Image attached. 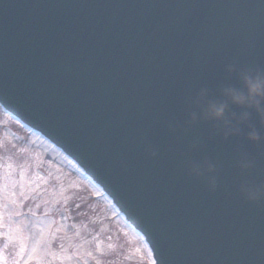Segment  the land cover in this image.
<instances>
[{
  "label": "water",
  "instance_id": "1",
  "mask_svg": "<svg viewBox=\"0 0 264 264\" xmlns=\"http://www.w3.org/2000/svg\"><path fill=\"white\" fill-rule=\"evenodd\" d=\"M0 104L157 264H264V0H0Z\"/></svg>",
  "mask_w": 264,
  "mask_h": 264
},
{
  "label": "rangeland",
  "instance_id": "2",
  "mask_svg": "<svg viewBox=\"0 0 264 264\" xmlns=\"http://www.w3.org/2000/svg\"><path fill=\"white\" fill-rule=\"evenodd\" d=\"M11 138L24 139L25 142L17 145ZM22 147L25 149L20 151ZM17 153H23L26 160L23 156L18 158ZM47 153L61 158L64 163L59 150L41 135L15 122L0 106V159L5 158L7 164H12L15 170L19 165L22 166V161H27L25 165H28L32 158L42 161L43 155ZM73 165L76 166L71 162L70 168ZM37 166L38 163L35 167ZM22 168L25 170L21 174L22 182L18 185L21 189L23 177L28 179L35 174L34 169ZM40 171L44 172V168L41 167ZM1 174L7 175L5 186L1 185ZM8 175V166L4 170L0 168V264H73V260H77V264H94V260L91 261L93 256L97 264H154L142 237L132 230L117 209L114 208L112 212L106 205L104 207L105 202L102 199L96 201L89 196L90 189L82 183L80 174L75 175L78 185L80 184V193L76 192L71 196L68 194L65 197L49 190L54 179L49 178L46 184L42 181L40 185H43L44 189L38 188L34 195H30L32 189L26 193H23L24 189L20 192L15 186V174L12 172V176ZM88 181L92 193L106 197L98 186ZM33 196H36V201L32 200ZM75 199L77 203L73 205ZM64 203L67 208L63 207ZM65 210H70L67 211L66 218ZM71 223L73 228L67 229ZM18 227L21 228L17 229ZM75 227L77 231L73 235ZM14 233L18 238L23 237L24 245ZM72 240L80 242L75 249L80 258L61 261L56 252L66 251L67 254L70 250L67 242Z\"/></svg>",
  "mask_w": 264,
  "mask_h": 264
},
{
  "label": "trees",
  "instance_id": "3",
  "mask_svg": "<svg viewBox=\"0 0 264 264\" xmlns=\"http://www.w3.org/2000/svg\"><path fill=\"white\" fill-rule=\"evenodd\" d=\"M82 183L89 188V186L87 185L86 182H82ZM75 187H76V179H75V176L73 174H68L67 176H64V178L62 179V181H61V187L59 188V190H66L67 191V195L70 194V196H71L72 194H75L73 192V190L75 189ZM82 190H85L86 191V189H82ZM88 193H89V196L90 195L92 196V199L93 200H96V201L99 200V199H97L95 197L94 193H92L91 190ZM59 194L62 195L63 197H65V195L63 193L59 192ZM59 199L63 200L62 198H59ZM69 199H71V198H69ZM76 201H77L76 199L73 200V205H75V202ZM64 204H66V203H64ZM92 218L93 217H90V219H92ZM76 230H77V228L75 227L74 228V232Z\"/></svg>",
  "mask_w": 264,
  "mask_h": 264
}]
</instances>
